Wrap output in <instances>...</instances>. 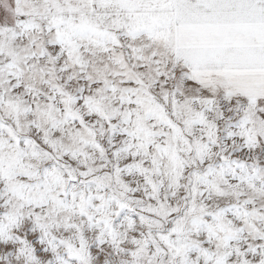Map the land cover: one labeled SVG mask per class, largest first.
<instances>
[{
  "label": "snow or ice",
  "instance_id": "6c2138e0",
  "mask_svg": "<svg viewBox=\"0 0 264 264\" xmlns=\"http://www.w3.org/2000/svg\"><path fill=\"white\" fill-rule=\"evenodd\" d=\"M0 264H264V0H0Z\"/></svg>",
  "mask_w": 264,
  "mask_h": 264
}]
</instances>
